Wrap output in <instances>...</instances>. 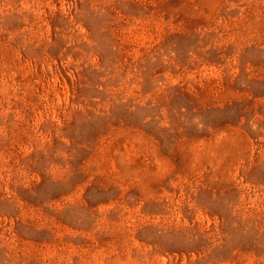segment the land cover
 Segmentation results:
<instances>
[{
  "label": "rangeland",
  "instance_id": "rangeland-1",
  "mask_svg": "<svg viewBox=\"0 0 264 264\" xmlns=\"http://www.w3.org/2000/svg\"><path fill=\"white\" fill-rule=\"evenodd\" d=\"M0 264H264V0H0Z\"/></svg>",
  "mask_w": 264,
  "mask_h": 264
}]
</instances>
